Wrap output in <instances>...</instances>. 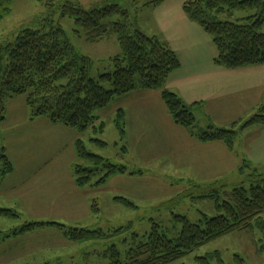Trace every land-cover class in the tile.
Here are the masks:
<instances>
[{
  "label": "rangeland",
  "instance_id": "rangeland-1",
  "mask_svg": "<svg viewBox=\"0 0 264 264\" xmlns=\"http://www.w3.org/2000/svg\"><path fill=\"white\" fill-rule=\"evenodd\" d=\"M148 1L12 0L9 16L0 20V46L12 43L17 33L25 28L38 31L60 28L74 49L92 61L91 76L96 79L114 70L111 59L120 54L116 37L109 35L98 43H88L75 25V19L62 16L63 7L71 3L84 12H91L117 5L127 13L135 29L148 37L157 36L159 32L153 19L154 8L145 6ZM166 1L180 9L182 3L188 0ZM253 14V11H235L231 18L220 20L235 22ZM124 21L121 15H113L101 23L110 25ZM261 31L264 33V24ZM104 88L112 90L110 84H105ZM5 102V121L0 125V148L5 150L13 171L0 181V209H11L18 217H0L1 235L33 222H55L67 228L101 230L104 233L124 228L128 224L132 227L119 237L84 243L68 242L61 231L48 227L16 237L9 236L0 242V264H112L109 257L111 245L116 247L123 261L125 252L133 247V242L143 240L150 234L153 225L176 245L182 227L177 217L198 224L202 216L214 218L219 214L216 201L202 196L221 184L225 185L227 192L251 186L249 182H240L241 178L236 173V166L231 162L227 149L221 155V176L216 183L202 184L191 172L186 175L183 173L187 169H194L184 167L182 157H197L200 152L194 151L189 155L183 142L179 145L171 142L172 138L177 137L174 128L184 131L172 122L157 91L136 90L114 97L106 108L96 113L99 120L95 127L98 129L102 123V132L97 130L95 133L89 128L78 133L67 128L72 134L70 136L83 141L89 153L107 159L114 165H124L128 172H142L141 175L112 176L103 186L92 190L89 186L77 188L73 182L70 166L84 165V162L77 159L75 153L70 155L69 145L65 144L66 137L64 142L56 143L51 135L42 134L40 125H27L25 118L29 112L24 97ZM232 105L235 106L234 103ZM119 108L125 111L124 139H120L115 123ZM229 109L226 105L217 110V116L211 119L215 127L230 128L238 112L231 114ZM258 112L250 110L243 118L248 119ZM207 124L206 118L196 115V129H205ZM244 138L245 133L241 132L235 141L237 165L246 159ZM93 140L102 141L106 146L100 147ZM216 144L225 148L221 142ZM123 148L126 149L125 154L122 153ZM51 158L54 163L58 160V163L52 172H46L41 165ZM257 167L258 173L264 175V164ZM2 168L0 163V171ZM100 177V174L93 176L90 184ZM117 198H125L134 206L118 203ZM219 198L220 205L221 194ZM94 201L97 203V213H92L90 208ZM261 217L264 221V214ZM133 235H136L135 239ZM214 252L220 254L223 264H264V234L256 226L252 231L234 232L170 264H196V258ZM212 264L219 263L214 260Z\"/></svg>",
  "mask_w": 264,
  "mask_h": 264
},
{
  "label": "trees",
  "instance_id": "trees-1",
  "mask_svg": "<svg viewBox=\"0 0 264 264\" xmlns=\"http://www.w3.org/2000/svg\"><path fill=\"white\" fill-rule=\"evenodd\" d=\"M12 0H0V20L10 14ZM43 1V0H38ZM166 0H149L145 6L155 7ZM185 17L200 27L211 37L216 50L214 63L226 70H238L264 65V0H188L182 6ZM235 11H253L254 14L235 22L229 19ZM121 15L124 23L103 25L101 21ZM62 16L75 19L88 43L95 44L105 37H116L120 54L112 58L113 72L98 78L91 75L92 61L80 55L60 28L38 31L25 28L19 31L12 43L0 46V125L5 121V101L22 96L29 112V120L45 118L52 125H59L83 133L89 128L96 133L102 132L95 123L99 120L97 112L106 108L114 97L130 94L136 90L157 91L173 123L184 129L188 135L201 144L221 142L228 151L234 150L239 134L251 126H264V106L246 122L239 120L230 128H217L210 125L207 131H195V114L200 104L186 105L177 95L166 89L168 76L179 68L176 54L163 42L148 37L135 29L125 11L117 5L104 9L84 12L78 6L67 3ZM77 33V32H76ZM110 84L111 91L104 88ZM115 120L120 139L125 135L124 112L118 110ZM1 139V135H0ZM100 147L106 144L93 140ZM77 159L84 162L73 165L75 184L79 188L100 187L116 175H141L142 172H129L121 165L89 153L81 139L74 142ZM122 153L125 154V148ZM0 181L12 173L13 167L0 148ZM101 177L90 184L95 175ZM239 174L244 182L251 183L248 189L235 188L230 192L225 185L211 190L202 197L216 201L219 214L214 218L202 216L198 224L186 218H176L182 224L174 245L158 227L153 225L150 234L143 240L133 242V247L121 255L114 245L109 247L112 264H170L187 256L193 250L225 235L252 231L258 227L264 234V175L242 160ZM222 202L219 205V195ZM127 207L134 205L125 199H118ZM92 213H97L95 204ZM0 217L16 218V213L0 209ZM54 226L60 229L64 238L71 243H84L95 240H108L119 237L131 229V225L104 233L101 230L67 228L57 223H27L6 235L0 234V242L7 237L17 236L35 229ZM136 235H133V239ZM223 264L218 252L195 259L196 264ZM238 261V260H237Z\"/></svg>",
  "mask_w": 264,
  "mask_h": 264
},
{
  "label": "crops",
  "instance_id": "crops-1",
  "mask_svg": "<svg viewBox=\"0 0 264 264\" xmlns=\"http://www.w3.org/2000/svg\"><path fill=\"white\" fill-rule=\"evenodd\" d=\"M184 3H182L180 9L171 6L167 1L155 7L148 6L154 8L153 19L159 32V35L151 37L165 43L176 54L180 64L179 68L168 76L165 84L166 89L177 95L188 106L200 104L199 111L195 114V118L196 115L206 118L208 124L205 129H196L195 126V131L198 133L207 131L210 125L214 126L211 119L217 116L218 109L226 105L230 107L229 111L231 114L238 112V115L232 119L229 127L239 120H243L241 123L246 122L251 117L245 119L243 115L250 110L259 111L260 108L264 106V65L238 70H226L217 66L214 63L216 52L212 40L209 39L202 29L185 17L182 10ZM232 103H234L235 106L232 105ZM118 110L124 112L125 118V111L122 108L117 109V111ZM44 119L45 118H36L30 121L28 114L25 118V123L27 125H40L42 134L51 135L56 143L64 142V137H66L67 141L65 144H67V146L69 145L70 155L75 153L74 142L77 138L70 136L72 134H69L70 132H68L69 130H67V128L59 125H52L47 119ZM174 129L175 133H177V137L172 138L171 142H177L178 145L180 142H183L189 155L194 153V151L200 152L197 153V157H182L183 166H190L194 169H187L183 173L186 175L191 172L196 180L202 184H212L216 183V180H220L219 177L221 176L222 167L221 155L223 150L227 149L226 146L224 145L225 148H223L216 143L201 144L191 138L184 129V133L177 128ZM242 132L245 133L244 152L246 155V159L242 160H246L251 167L258 170L259 168L257 166L264 164V126H251ZM125 136L126 134L123 139L126 138ZM228 155L233 165L236 166V173L242 179H240V182H242L244 179L239 174L242 161L237 165L236 161L238 160V155H234V150L232 152L228 151ZM57 163L58 160L54 163V159L51 158L43 163L41 167L44 168L46 172H52ZM73 165L72 167L69 166L75 184L72 170ZM97 188L99 187L94 188L89 186L91 190ZM118 199L125 198H117L116 201L120 203ZM93 204L97 206L95 201L92 205ZM6 210L13 211L11 209ZM46 227L47 226L41 227L40 229ZM48 228L58 229L54 226H48ZM58 230L61 231L60 229Z\"/></svg>",
  "mask_w": 264,
  "mask_h": 264
}]
</instances>
